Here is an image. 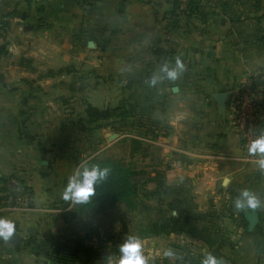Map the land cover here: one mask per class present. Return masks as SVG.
Wrapping results in <instances>:
<instances>
[{
    "label": "crops",
    "instance_id": "crops-1",
    "mask_svg": "<svg viewBox=\"0 0 264 264\" xmlns=\"http://www.w3.org/2000/svg\"><path fill=\"white\" fill-rule=\"evenodd\" d=\"M177 57L185 66L178 79L151 84L161 66L174 65ZM253 74L261 83L262 133L264 0H200L190 13L174 9L171 0H0V177L20 168L32 192L26 207L0 199V217L14 222L12 237H0V264H49L45 246L68 240L76 222L88 225L84 215L73 219V202L61 193L69 177L106 146L73 153L65 131L53 127L50 107L62 93L79 107L93 105L89 97L103 91L108 76L117 91L114 107L128 106L135 115L142 110L167 128L148 139L130 135L159 147L158 161L149 164L151 174L160 167L161 177L148 181L158 186L152 189L157 200L173 203V213L176 208L181 216L189 197L199 216L231 212L240 219L236 244L206 243L204 233L216 236L226 229L197 230L195 224L200 252L210 251L225 264H264V206L247 211L233 206L243 188L264 200V168L245 157L230 111L233 95ZM226 91L221 115L212 94ZM184 96L190 100L182 109ZM189 115L192 128L183 133ZM64 119L71 127L73 118ZM93 261L107 264L106 258Z\"/></svg>",
    "mask_w": 264,
    "mask_h": 264
},
{
    "label": "rangeland",
    "instance_id": "rangeland-1",
    "mask_svg": "<svg viewBox=\"0 0 264 264\" xmlns=\"http://www.w3.org/2000/svg\"><path fill=\"white\" fill-rule=\"evenodd\" d=\"M108 77L110 78L111 76ZM108 77L105 80L103 91L89 97L93 105L81 103L79 107L73 104V101H68V97L65 94L62 93L61 96H58L59 100L56 101L57 104L53 108L50 107L51 112L56 115L53 127L59 128L62 132L65 131V134H63L66 138L70 139V149L73 153H79V156L95 151L98 147L106 146V149L100 152L97 157L109 158L120 163L124 168H131L134 172L131 181L136 184V195L127 200H119L118 202L94 204L81 211L75 210L72 205L71 212L73 219L75 220L79 216L82 217L84 215L87 218L86 221L89 222L88 225L82 226L76 222L71 227L70 233L67 230V234L70 235L68 240L61 238L60 240H55L53 244L44 243L49 245L45 246L44 253H55L57 248V251H65L66 257H69V255L73 257L72 262L62 261L58 264H97L93 260L99 258L107 259L109 255H113V257L119 255V248L115 251L111 250L112 243L119 245L128 235H136L141 239V242L143 241L142 239H145V242H142L144 255L151 261L155 260V264L164 263L166 260H173L172 264H195V260H197L201 264L203 256L211 252L207 251L205 254H202L197 245H195V232L193 230L195 224L198 226L197 230L206 229L209 226L219 229V232L220 229H226V233L223 231L216 236H205L206 233H204L202 236L207 239L206 243L215 244L217 242L219 245L220 243L236 244L239 237L237 228L241 224L240 219L233 217L231 212L229 215L217 213L215 217L208 214L205 216L201 214L199 216L195 214V202L190 200L189 197H185L186 200L183 203L185 210L183 216L190 222V224L182 225L184 231L153 233L151 227L158 231L160 224L171 215H175V212L173 213V208L165 203L163 199L157 200L155 197L158 189V186L155 187L156 182H151L153 184L148 182L153 175L157 178L161 177L159 174L160 167L157 166L156 173L153 174L152 172L151 174L152 168L151 164H149L150 162L158 161L160 157L159 147L157 145L151 146L141 140V150L138 153L132 154L129 152L130 139L132 138L130 135H137L138 137L148 139L149 135L159 134L162 130L167 132V128L155 123L153 120L156 117H145L142 114V110L139 111V114L135 115L136 111L134 112L133 108L128 106L120 107L121 111L126 113L120 116L115 115L113 109L116 107L113 105L116 103L115 96L117 91L112 89V85L110 84L111 79ZM190 84L191 89H194L195 82H190ZM86 93L83 92L84 95L82 96L85 97ZM193 93L195 94V92ZM57 94L59 93L57 92ZM182 100H184V103L181 102L180 105L183 109L186 106V101L190 99L184 96ZM88 105L99 111L109 110L111 115L96 120L89 118V114L86 112ZM67 117L73 118L70 119V123H72L71 127L65 124L64 118ZM182 122L181 132L190 131L192 128L190 115L187 120ZM188 124L189 126L187 127L186 125ZM81 128H86V130L79 132ZM101 136L103 137L101 138ZM184 140L185 143L188 142L186 137ZM150 154L151 158L148 156ZM19 172H21L20 168L15 169L10 174L14 173L19 179H23L22 181L25 183L24 178H22L23 175ZM28 188L31 189L29 186ZM152 189L156 191L154 192ZM4 194L5 192H3L2 196ZM4 198V201L8 205L13 203L9 201L8 196H4ZM30 204L31 201L27 203V205ZM250 216V222H253L255 219L252 214ZM101 217L103 219L100 223L98 220ZM99 230H102L103 234H99ZM117 232H119V235H117ZM230 233L232 235L236 234L233 235L234 241L229 240ZM151 236L156 237L150 238ZM52 245L54 247H51ZM164 249H171L174 255L170 258L164 257L162 254ZM66 257L65 259H68Z\"/></svg>",
    "mask_w": 264,
    "mask_h": 264
},
{
    "label": "clouds",
    "instance_id": "clouds-1",
    "mask_svg": "<svg viewBox=\"0 0 264 264\" xmlns=\"http://www.w3.org/2000/svg\"><path fill=\"white\" fill-rule=\"evenodd\" d=\"M184 68L185 66L177 57L174 65L164 63L159 73L153 75L150 83L156 84L158 80L163 79L174 81L183 73ZM248 150L259 156V167L264 168V132L251 141ZM109 172L110 168L107 166L85 164L69 177L61 193L62 199L77 204L88 202L96 195V186L107 179ZM233 206L237 211H247L249 208L256 209L264 206V200L251 189L243 188L234 198ZM13 233L14 222L9 217H0V237L7 241ZM118 247L119 255L115 257L109 255L107 264H149V258L144 255L143 245L138 236L128 235ZM162 254L169 258L174 255L171 249H164ZM201 264H225V262L211 253H206Z\"/></svg>",
    "mask_w": 264,
    "mask_h": 264
},
{
    "label": "trees",
    "instance_id": "trees-1",
    "mask_svg": "<svg viewBox=\"0 0 264 264\" xmlns=\"http://www.w3.org/2000/svg\"><path fill=\"white\" fill-rule=\"evenodd\" d=\"M173 8L175 9L178 6L177 0H171ZM200 0H188L186 10L184 13H190L194 11L199 4ZM115 115L120 116L126 112L121 111L120 107H116L113 109ZM86 112L89 114V118L92 119H98V118H105L111 115V112L109 110H97L96 108H93L91 106H87ZM142 147V142L139 139L131 138L130 139V151L134 152L139 150ZM87 164L89 166L93 164H98L101 167H109L110 172L106 180L101 182L96 186V195L91 198L88 202L83 204H77L73 202V208L75 210H83L85 208H89L94 204H100L104 202H118L119 200H127L131 197H134L137 192L136 184L131 181V177L134 174V172L129 167H122L120 163L111 160L109 158H101V157H92L89 159L84 165ZM83 165V166H84ZM82 168V167H81ZM19 179L14 173L9 174L3 177H0V189L2 192H5L4 196L7 197L9 195H14V192L7 186V183L11 179ZM23 179H19V184L21 185V188L27 190L31 195V190L28 188L27 185L22 181ZM4 196H1L0 199L2 201V204H7L6 201H4ZM6 202V203H5ZM8 205V204H7ZM11 206H14L13 203L9 204ZM169 206L173 205L168 204ZM176 211L175 215H171L168 219L164 220L160 226L159 230L156 231L155 229H152L153 233H158L161 231L169 232V231H179L183 230L182 225H186L187 223L190 224V222L185 220L180 212H178V209L174 208ZM62 249V248H61ZM62 250H58L56 248L55 253H44V258L46 259V262L49 264H55V263H61L62 261L72 262L73 257L69 255V257H66L65 251L61 252ZM68 258V259H65ZM195 264H199L197 260H195Z\"/></svg>",
    "mask_w": 264,
    "mask_h": 264
},
{
    "label": "built area",
    "instance_id": "built-area-1",
    "mask_svg": "<svg viewBox=\"0 0 264 264\" xmlns=\"http://www.w3.org/2000/svg\"><path fill=\"white\" fill-rule=\"evenodd\" d=\"M188 0H177L178 10L184 13ZM261 83L258 75H250L233 95L230 103V111L234 128L240 138L245 157L249 160H259L256 153L249 152L248 148L252 140L260 134L262 107L260 99ZM20 173V172H19ZM7 186L14 195H9V201L15 207H26L31 199L30 193L21 188L19 179H11Z\"/></svg>",
    "mask_w": 264,
    "mask_h": 264
},
{
    "label": "water",
    "instance_id": "water-1",
    "mask_svg": "<svg viewBox=\"0 0 264 264\" xmlns=\"http://www.w3.org/2000/svg\"><path fill=\"white\" fill-rule=\"evenodd\" d=\"M228 92H220V93H215L212 94V97L214 98L218 111L221 115H224L225 113V105H226V100H227Z\"/></svg>",
    "mask_w": 264,
    "mask_h": 264
}]
</instances>
